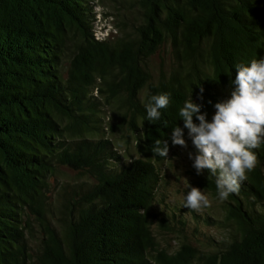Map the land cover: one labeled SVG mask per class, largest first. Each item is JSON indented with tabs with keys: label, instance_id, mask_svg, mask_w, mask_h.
<instances>
[{
	"label": "trees",
	"instance_id": "1",
	"mask_svg": "<svg viewBox=\"0 0 264 264\" xmlns=\"http://www.w3.org/2000/svg\"><path fill=\"white\" fill-rule=\"evenodd\" d=\"M130 1L138 22L98 38L96 0H0V264H264V145L226 201L191 167L217 213L170 200L162 173L180 147L173 128L196 151L184 103L210 121L236 66L264 58V0ZM168 47L169 67L156 70ZM157 94L171 102L150 122ZM157 140L168 157L153 153ZM64 168L80 180H62Z\"/></svg>",
	"mask_w": 264,
	"mask_h": 264
},
{
	"label": "clouds",
	"instance_id": "2",
	"mask_svg": "<svg viewBox=\"0 0 264 264\" xmlns=\"http://www.w3.org/2000/svg\"><path fill=\"white\" fill-rule=\"evenodd\" d=\"M231 77V76H230ZM230 96L217 102L212 119H206L201 105L193 100L186 101L179 110L184 128L188 130L195 153L189 159L196 174L207 172L214 176L218 198L226 201L230 195L238 194L241 184L248 179L259 163L257 149L264 145V58L253 59L249 64H238L234 79H230ZM203 93V88L200 89ZM168 94L152 95L145 105L147 120L158 121L161 110L170 106ZM194 116L199 123L194 122ZM184 129H172L173 146L187 149ZM157 140L153 153L160 157L169 156L167 140ZM183 206L197 213L211 207L209 197L199 187L190 186Z\"/></svg>",
	"mask_w": 264,
	"mask_h": 264
},
{
	"label": "rangeland",
	"instance_id": "3",
	"mask_svg": "<svg viewBox=\"0 0 264 264\" xmlns=\"http://www.w3.org/2000/svg\"><path fill=\"white\" fill-rule=\"evenodd\" d=\"M134 1L130 0H96L94 7V26H95V35L98 38H105L111 36L113 38L116 35L120 34L117 29V24L125 23L126 27H132L135 23L138 22L139 13L136 9V4L132 3ZM164 61L165 68H168L170 65V48H165L160 53H157L153 56L151 61L152 66L159 70L161 63ZM108 113V112H107ZM109 115V114H107ZM124 141V138H121V133L118 132L117 139ZM188 142V148H177L175 153L171 154L169 158L165 160L162 165V173L165 175V191L170 200H176L179 202H184L187 191L189 190L192 182V175L189 170L192 167V160L189 159L188 153L190 152V143ZM122 150L124 146L119 144ZM131 152H135L133 146L130 148ZM77 173L70 170L69 168H64L62 170L61 179L67 180L70 182H78L80 179L77 177ZM56 185V183H55ZM56 187V186H55ZM54 187V189H55ZM211 201V207L204 209L205 211H214L218 212L221 207L220 200L215 199L207 191H203ZM163 206V205H162ZM200 212V213H202ZM219 215V214H216ZM32 224L34 235L32 237V244L35 248L39 247V244L44 235L42 228L39 222L32 216ZM207 230L211 232H217L214 228H208ZM220 235L219 232H217ZM170 236V235H169ZM170 242V237L167 238Z\"/></svg>",
	"mask_w": 264,
	"mask_h": 264
}]
</instances>
